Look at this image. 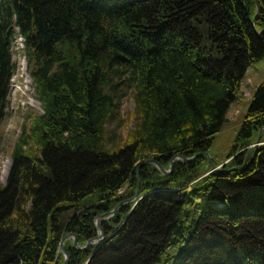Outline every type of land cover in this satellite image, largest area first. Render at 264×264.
Masks as SVG:
<instances>
[{"label":"trees","instance_id":"1","mask_svg":"<svg viewBox=\"0 0 264 264\" xmlns=\"http://www.w3.org/2000/svg\"><path fill=\"white\" fill-rule=\"evenodd\" d=\"M14 26L43 113L0 183V264H63L98 217L67 264H264V80L228 161L204 155L264 59V0H0V124Z\"/></svg>","mask_w":264,"mask_h":264},{"label":"rangeland","instance_id":"2","mask_svg":"<svg viewBox=\"0 0 264 264\" xmlns=\"http://www.w3.org/2000/svg\"><path fill=\"white\" fill-rule=\"evenodd\" d=\"M21 48L22 45L19 44V40L16 39L13 44V61L16 63V68L11 79L12 92L7 111L8 116L4 118L3 123L0 125L1 182L3 175H5L6 180L11 163L12 147L14 146L18 136L22 133V128L30 125L32 115L41 114L43 112L37 98L33 82L28 74L26 60L20 51ZM263 80L264 59L253 63L245 73L241 85V91L235 102L231 105L226 115V121L222 124L219 133L214 136L211 146L207 152L208 164L210 166L214 164H222L230 154L241 123L251 103L252 95L256 87ZM21 94H23V99L19 101ZM121 107L124 110L128 108L131 109L132 103L123 96L121 98ZM251 145L248 146V150ZM5 172L6 174H4ZM5 180L3 182H5ZM95 224L97 226V223ZM99 226L101 227L100 223ZM68 239H70L69 236L66 240Z\"/></svg>","mask_w":264,"mask_h":264},{"label":"water","instance_id":"3","mask_svg":"<svg viewBox=\"0 0 264 264\" xmlns=\"http://www.w3.org/2000/svg\"><path fill=\"white\" fill-rule=\"evenodd\" d=\"M258 11H259V10H258ZM257 14H258V13H256V15H257ZM261 132H262V130L259 131L258 136H257V138H256V141L254 142V144L251 145L250 149L247 151L246 156H245V161L247 160V155H248L252 150L256 149V147H257L258 144L260 143ZM205 154L208 155L207 152H206ZM178 157L181 158L180 156H175V157L172 158V160H171V162H170V169H169V170H164V169H162L158 164H156V163H155V164L157 165V167H158V169L161 171V173H162L163 175H166V174L169 173V172L171 171V169H172V162H173V160H174L175 158H178ZM182 159H183V158H182ZM190 159H191V158H187V159L184 158L183 160H184V161H189ZM151 162H153V160H148V161L144 162V164H145V163H151ZM153 163H154V162H153ZM142 164H143V163H142ZM241 167H242V166H241ZM213 168L215 169V166H214V165H212V169H213ZM137 169H138V168H137ZM136 196H137V191H136L135 197H136ZM135 197H134V198H135ZM132 199H133V198H132ZM95 222L97 223V227H98L99 230H100L99 235H98L96 238H97V239H101V238L103 237V232H102V230H101V227L99 226L100 219H97ZM68 236L73 238V246L76 247L77 249H85L88 245L91 244V241H88L84 247H79V246L77 245L76 239H75V237H74L73 235H66L63 239L65 240ZM97 248H98V247H97ZM97 248L94 250L93 254L95 253V251L97 250ZM60 250L63 252V254H64V256H65V262H64V264H67V261H68V255L65 253V250H64V248H63V241L61 242Z\"/></svg>","mask_w":264,"mask_h":264},{"label":"bare ground","instance_id":"4","mask_svg":"<svg viewBox=\"0 0 264 264\" xmlns=\"http://www.w3.org/2000/svg\"><path fill=\"white\" fill-rule=\"evenodd\" d=\"M7 172V171H6ZM6 172L4 173V174H6ZM5 180V175H3L2 176V181H4ZM96 223V222H95ZM59 249H60V247H59Z\"/></svg>","mask_w":264,"mask_h":264}]
</instances>
